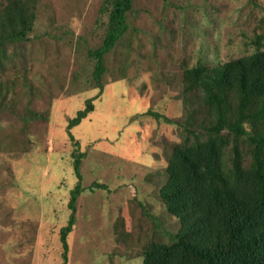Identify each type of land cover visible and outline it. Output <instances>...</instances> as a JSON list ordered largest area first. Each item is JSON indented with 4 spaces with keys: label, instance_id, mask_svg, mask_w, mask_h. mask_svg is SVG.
Segmentation results:
<instances>
[{
    "label": "rangeland",
    "instance_id": "obj_1",
    "mask_svg": "<svg viewBox=\"0 0 264 264\" xmlns=\"http://www.w3.org/2000/svg\"><path fill=\"white\" fill-rule=\"evenodd\" d=\"M16 4L30 25L20 39L7 37L23 28L8 21ZM112 6L0 0V264L64 263L61 229L78 181L66 264H143L152 244H172L181 223L161 196L167 168L177 145L196 140L189 117L200 135L213 118L202 94L186 91L185 69L264 49V0H131L99 84L90 52ZM89 99L94 110L72 140L69 121ZM231 148L232 138L228 169Z\"/></svg>",
    "mask_w": 264,
    "mask_h": 264
},
{
    "label": "trees",
    "instance_id": "obj_2",
    "mask_svg": "<svg viewBox=\"0 0 264 264\" xmlns=\"http://www.w3.org/2000/svg\"><path fill=\"white\" fill-rule=\"evenodd\" d=\"M111 3L104 41L90 52L96 59L95 78L99 84L103 56L127 29L126 17L131 8V0ZM14 8L6 12L8 21L19 19L23 28L7 37L20 39L27 35L29 18L17 4ZM3 40L1 35L0 45ZM185 80L186 91H199L213 118L202 124L201 135L193 129L197 125L191 117L184 126L197 136L196 140L175 147L167 168L168 180L161 188L167 209L180 219L181 228L172 244H152L143 264H264V49L217 65L198 63L185 69ZM93 110L89 99L85 108L70 119L68 134L72 140L71 129ZM231 138L233 166L228 169L223 153ZM244 143L248 151L243 154L239 147ZM80 163L81 154L74 162L79 180ZM81 190L78 181L71 191L72 213L61 229L63 264L68 261V235Z\"/></svg>",
    "mask_w": 264,
    "mask_h": 264
}]
</instances>
